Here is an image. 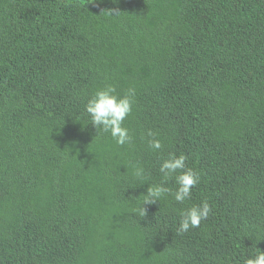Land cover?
Listing matches in <instances>:
<instances>
[{
    "label": "trees",
    "instance_id": "1",
    "mask_svg": "<svg viewBox=\"0 0 264 264\" xmlns=\"http://www.w3.org/2000/svg\"><path fill=\"white\" fill-rule=\"evenodd\" d=\"M0 264H264V0H0Z\"/></svg>",
    "mask_w": 264,
    "mask_h": 264
}]
</instances>
